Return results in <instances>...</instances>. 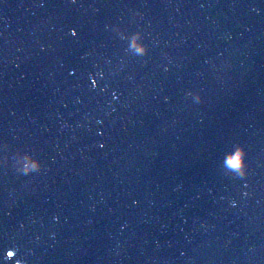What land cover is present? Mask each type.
<instances>
[{
    "label": "water",
    "instance_id": "water-1",
    "mask_svg": "<svg viewBox=\"0 0 264 264\" xmlns=\"http://www.w3.org/2000/svg\"><path fill=\"white\" fill-rule=\"evenodd\" d=\"M240 146L245 179L225 166ZM17 260L264 264V0H0V264Z\"/></svg>",
    "mask_w": 264,
    "mask_h": 264
},
{
    "label": "clouds",
    "instance_id": "clouds-1",
    "mask_svg": "<svg viewBox=\"0 0 264 264\" xmlns=\"http://www.w3.org/2000/svg\"><path fill=\"white\" fill-rule=\"evenodd\" d=\"M73 2H75V0H73ZM253 10L258 11L257 9ZM117 30L119 29L117 28ZM71 34L73 36L77 35L75 30H73ZM131 47L138 56H147L149 54L148 45L142 42V37L140 34H137L132 38ZM96 86V80L93 79V87ZM188 94L191 95L192 93ZM197 99L203 101L204 98L200 95H197ZM101 147H103V145ZM225 166L227 167L229 172L234 173L238 178H247L249 175V167L247 164V150L243 146L237 147L234 152L228 155L227 160L225 161ZM43 169L44 165L39 160L35 159L32 156L24 157V166L21 169L23 175H31L33 173H38L41 172ZM232 206H236L235 202H233ZM15 255V250H9L5 259H13ZM16 264H23V262L17 260Z\"/></svg>",
    "mask_w": 264,
    "mask_h": 264
}]
</instances>
